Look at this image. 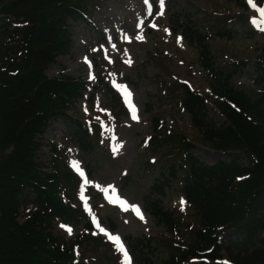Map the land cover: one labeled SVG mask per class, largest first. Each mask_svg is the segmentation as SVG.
Instances as JSON below:
<instances>
[{"label":"trees","instance_id":"obj_1","mask_svg":"<svg viewBox=\"0 0 264 264\" xmlns=\"http://www.w3.org/2000/svg\"><path fill=\"white\" fill-rule=\"evenodd\" d=\"M101 1L0 0V264H100L80 260L77 252L84 238L97 240L87 210L68 197L79 177L68 162L58 161L54 142L49 169L37 157L44 133L58 118L82 152L98 146L99 127L70 114L84 97L86 81L67 73L48 76L46 70L71 47V21H91L89 9ZM236 2L247 10L245 0ZM229 20L235 21L229 17L215 24L216 36L234 38ZM184 30L200 49L212 91L222 99L225 121L213 123L207 98L187 85L180 101L208 147L226 156L206 163L192 151L196 144L181 137L180 158L162 167L144 206L159 225L181 235L176 215L161 197L182 178V192L200 224L192 226L187 239L171 240L164 259L146 237L129 241V253L136 264H264V56L253 64L250 74L257 88L249 92L235 83L247 73L248 60L217 64L207 41L208 27L193 22ZM28 205L32 209L20 222V209ZM83 220L87 232L72 244L60 241L53 231L55 221Z\"/></svg>","mask_w":264,"mask_h":264},{"label":"rangeland","instance_id":"obj_2","mask_svg":"<svg viewBox=\"0 0 264 264\" xmlns=\"http://www.w3.org/2000/svg\"><path fill=\"white\" fill-rule=\"evenodd\" d=\"M258 2L264 6V0ZM89 11L91 21H71V47L47 68L46 74L67 73L86 81L85 96L70 108V114L99 127L98 146L82 152L65 121L54 119L43 135L38 162L47 169L51 167L50 142L56 143L60 150L57 160L68 162L77 173H86L85 177L80 175L77 186L68 190V197L81 203L101 227L120 237L124 246L125 241L129 244L136 237L151 238L164 259L169 256L171 240L187 239L192 226H199V217L183 195L182 178L161 197L176 215L181 235L170 233L156 222L145 209L144 196L150 193L162 167L180 158L181 137L196 144L192 151L206 163L226 156L223 151L208 147L180 101L183 86L189 85L207 98L209 119L217 125L225 121L220 111L222 99L213 93L209 73L201 65L200 49L188 39L184 26L195 22L202 29L208 27L207 41L217 64L248 60L247 73L235 83L249 92L257 88L252 85L250 72L256 58L264 56V31L251 23L253 17L260 19L256 11L243 9L236 0H165L163 15L159 14L158 0H102ZM229 17L235 19L229 20V24L234 23V38L216 36L212 28L226 23ZM153 23L156 27L151 26ZM141 34L143 40L136 39ZM178 37L182 38L179 42ZM129 59L130 64L126 62ZM120 86H127L130 98L126 99ZM129 99L137 109L138 120L132 118ZM119 145L123 147L114 152ZM118 197L138 205L144 219L110 202L109 198L115 201ZM181 201L186 203L182 205ZM31 207H21L20 221L26 219ZM84 225L85 220L78 224L55 221L53 231L69 245L87 232ZM95 228L93 235L97 240L84 238L83 245L76 247L81 252L80 260L124 264L118 246Z\"/></svg>","mask_w":264,"mask_h":264},{"label":"snow or ice","instance_id":"obj_3","mask_svg":"<svg viewBox=\"0 0 264 264\" xmlns=\"http://www.w3.org/2000/svg\"><path fill=\"white\" fill-rule=\"evenodd\" d=\"M149 2H150V0H149ZM247 2H248L249 6L252 9H254L256 12L259 13V16H260V19H257L256 17H253L252 20H251V23L255 27H257L260 31H264V6H258L255 3V0H247ZM158 4H159V9H160L159 14L163 15V9L165 7V0H158ZM148 12H149V15H151V7L148 9ZM140 26H141V28H143V26H144L143 22H141ZM151 26L152 27H156V25L154 23ZM165 31H168V30L166 29ZM143 38L144 37H143L142 34L136 37V39H139V40H143ZM177 39H178V42H179L182 38L178 37ZM126 62L130 64L131 60L129 59ZM120 87L123 88L126 99L130 98L131 97V92L127 89V86H120ZM129 107H130V109L132 111V118L138 120L139 117L137 115V109L135 108V105L131 104L130 99H129ZM121 147H123V145H119L117 147H114L113 151L114 152L115 151H119V148H121ZM109 199H110V202L118 203V205L121 207V209L123 211H129V210L133 211L141 220L144 219L143 214H142V212H141V210H140L138 205L130 204L128 201H126V200H124L122 198H119V197L115 201L111 200V198H109ZM184 203H186V202L181 201L182 205ZM89 211H90V209H89ZM93 222H94L95 226L100 230V232H102L105 235L109 236V239L112 240L113 243L118 246L119 251L122 252L124 257H125L124 264H131V258L129 257L127 249L124 247L123 241L120 239V237L112 236L110 233H108L106 229L101 227L100 222L95 217H93ZM61 227H66V226L65 225H61ZM67 231L69 232V234L72 233V229L70 227L67 228ZM224 264H228V262L225 261Z\"/></svg>","mask_w":264,"mask_h":264}]
</instances>
